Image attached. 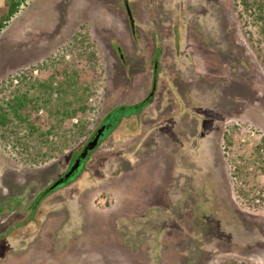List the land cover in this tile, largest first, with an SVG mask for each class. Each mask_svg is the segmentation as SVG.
Wrapping results in <instances>:
<instances>
[{
	"label": "rangeland",
	"instance_id": "rangeland-1",
	"mask_svg": "<svg viewBox=\"0 0 264 264\" xmlns=\"http://www.w3.org/2000/svg\"><path fill=\"white\" fill-rule=\"evenodd\" d=\"M52 62L63 98L36 83ZM31 68L36 86L22 88L40 94L41 135L30 151L0 139V264H264V199H251L264 183V33L237 0H27L0 34V104ZM76 69L94 85L82 117L63 113V99L78 106ZM154 75V101L41 199L80 141L140 102ZM231 128L241 137L226 150Z\"/></svg>",
	"mask_w": 264,
	"mask_h": 264
},
{
	"label": "trees",
	"instance_id": "trees-1",
	"mask_svg": "<svg viewBox=\"0 0 264 264\" xmlns=\"http://www.w3.org/2000/svg\"><path fill=\"white\" fill-rule=\"evenodd\" d=\"M3 1H4L3 6L0 5V34L3 32L5 27L10 23L12 18L20 11L22 4H25L27 2V0H3ZM237 3L242 7L243 12H245L247 15L252 17L253 21L256 24L261 25L262 31L264 33V0H237ZM85 53H87V51ZM86 55L89 56L90 59H92V63L95 65L96 58L94 57V55L92 54H86ZM156 62L158 63V58L157 60H154V64ZM55 65H56L55 62L50 63L51 73L50 75H48L49 76L48 79L47 78H45L44 80L38 79L36 83L40 87V91H44L45 93L48 94L53 93L54 95H57L58 98H63L62 92L66 91V89L65 88L63 89L62 87L55 89L53 83L54 80L57 78L58 74L62 75ZM68 65L71 67V63H69ZM94 67L96 68V66ZM34 69L35 68H31L21 73L20 76L21 89L20 88L17 89L16 91L17 93L13 98H9L5 100L2 104H0V139H5L10 135L11 136L14 135L16 137L15 141H17V145L19 146L21 145L22 149L26 151H30L31 149L29 148L32 147L31 143L27 140L29 139V136L31 135L35 136V134H37L38 136L41 135V124H40L41 117L38 116L41 106L40 94H38V96H30L28 95L29 91L28 90L25 91L26 88L25 89L22 88L25 84H28L29 81H30L29 89L34 88V86H36L34 82H31L29 75H27L32 73ZM64 71L66 72L65 74H69L67 69H65ZM73 73H74L73 76H75L76 78L73 82H76L78 87V91L74 92V100L76 101V104H78V106H73L72 104L73 101L71 102V100L69 101L63 99V101H67L69 103V105H65L66 111H63V113L69 116L82 117V114H84V112H86L87 109H89L90 107H88L85 104L81 105L80 100H82L83 96L85 95L89 96L90 94H93L94 85L83 82L80 83L77 76L78 73L77 69L73 70ZM45 77L47 76L45 75ZM155 78L156 76L154 75V81ZM13 79L14 77L10 79L12 83H13ZM7 82L8 81L4 80L3 83L0 84V90H2L5 87L6 88L8 87ZM10 87L11 86H9V88ZM81 87L83 91H81L80 89ZM125 106L127 105H123L122 107L119 105L114 107L112 110L108 111L105 114V116L100 120L98 126L88 135V137H86V139H84L83 141H80L79 145H77L76 149H74L75 150L74 153L79 152L81 148L85 147L87 140L91 138L97 130L102 129L103 131L104 128H108L109 130L108 133L116 130L121 125V121L120 122L118 121V119H120L121 116L118 115H120L121 109ZM80 126H81L80 127L81 131L84 132L85 129L82 122ZM53 129L54 128L52 126L50 131ZM20 131H24L23 135H20ZM50 131L47 130L46 133ZM225 136L227 137V148L225 147L226 150H230L231 146L236 143L235 140H239L241 137L238 129H234V128H231L228 131H226ZM33 147H35V145H33ZM256 149L258 153L254 159V162L258 163L260 161V164H258L257 166L259 171H262V173L264 174V140L260 145L256 147ZM74 156L75 154H72L70 161H72ZM246 177H248V174L244 172L243 178ZM237 186H238L237 187L238 191L241 194L245 192L246 195H249L248 193H246L247 190L245 189V185L241 184L239 186L237 184ZM52 190L54 189L46 190L43 193H45L44 195H46L48 192ZM257 190L258 192L253 194V196L251 197L252 202L253 200L255 202L257 196L262 197L264 199V183L259 185L257 187ZM43 193L40 196L41 199H43L44 196ZM219 264H249V263L237 259H229Z\"/></svg>",
	"mask_w": 264,
	"mask_h": 264
},
{
	"label": "flooded vegetation",
	"instance_id": "flooded-vegetation-1",
	"mask_svg": "<svg viewBox=\"0 0 264 264\" xmlns=\"http://www.w3.org/2000/svg\"><path fill=\"white\" fill-rule=\"evenodd\" d=\"M126 5H127V7H128V3H126ZM127 11H128V13H129V15L131 14V12H130V8L128 7L127 8ZM157 59V58H156ZM154 60H155V58H154ZM155 68H156V71H158V68H157V66H158V63L156 62L155 64ZM157 88V87H156ZM152 90H153V86H152V89H151V91L147 94V95H145L144 96V98L140 101V102H138V103H135V104H131V105H127V106H125V107H123L122 109H121V111H120V115H118V116H121L120 117V119H118V121L120 122V121H122V119L124 118V117H127V116H134L135 114H134V112L136 113V112H141V108H143L144 106H146V105H148L149 103H151L152 101H154V97H155V92L153 93V95H151L150 96V94H151V92H152ZM155 91H156V89H155ZM121 107L123 106V105H120ZM129 110L131 111V112H129ZM132 110H134V111H132ZM126 111V112H125ZM115 118V117H114ZM117 119V118H116ZM108 128H104L103 129V131H102V129H99V130H97L96 132L98 133H100V135H99V137H98V143L97 144H92V145H90L89 146V148L87 149V151L85 152V153H82V151H79V152H76L75 153V156L73 157V159H72V161H71V163H70V165H69V167H68V169H67V171L66 172H69V176H68V180L69 179H74V178H76L77 176H79V174H80V172H83L85 169H86V167H87V162L90 160V158L92 157V154L94 153V151H95V149H96V147L99 145V143L101 142V141H103L108 135H109V133H108ZM96 132L94 133V134H96ZM108 133V134H107ZM93 137V136H92ZM92 137L91 138H89L88 140H87V143H86V145L87 144H89L90 143V141H91V139H92ZM77 161H79L78 163H77ZM61 178V177H60ZM62 183L63 182H61L60 184H59V186H57V188H59L61 185H62ZM53 191V190H52ZM52 191H50V192H48L46 195H44L43 197H45V196H47V195H49L50 193H52ZM43 193V192H42ZM41 193V194H42Z\"/></svg>",
	"mask_w": 264,
	"mask_h": 264
},
{
	"label": "water",
	"instance_id": "water-1",
	"mask_svg": "<svg viewBox=\"0 0 264 264\" xmlns=\"http://www.w3.org/2000/svg\"><path fill=\"white\" fill-rule=\"evenodd\" d=\"M156 86H157V80H156V78H155L154 85H153V90H152L150 96L153 95V93L155 92ZM99 135H100L99 132L93 135V137H92L90 143L87 144V145L85 146V148L82 150V153H85V152L87 151V149L89 148L90 145H92V144H97V143H98V137H99ZM78 162H79V161H77V163H78ZM68 176H69V172H67L66 175H64V176H62L60 179H58V180H57V181H56V182H55V183H54L49 189H47V190H51V189H55V188H57V186H59V184H60L61 182H63L62 185L65 184V183H67V182L69 181V180L67 179ZM44 194H45V193H43V195H44Z\"/></svg>",
	"mask_w": 264,
	"mask_h": 264
}]
</instances>
